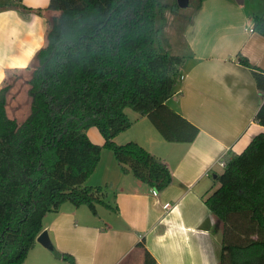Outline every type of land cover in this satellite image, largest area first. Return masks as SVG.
<instances>
[{"label":"trees","instance_id":"1","mask_svg":"<svg viewBox=\"0 0 264 264\" xmlns=\"http://www.w3.org/2000/svg\"><path fill=\"white\" fill-rule=\"evenodd\" d=\"M130 0H50L46 43L34 56L28 93L31 111L23 121L6 110L11 85L0 86V264H23L37 237L44 230V217L70 202L86 205L98 215L107 202L108 185H88L103 149L113 152L125 174H131L156 190L173 180L170 169L136 141L119 144L115 137L133 121L127 103L152 120L168 140L191 141L198 128L173 110L167 101L183 76L186 57L171 51L163 33L165 11L178 8L155 0L160 20L154 30L153 57L162 68L147 66L143 56L114 66L104 50L108 29ZM203 0H194L193 13ZM32 10L23 0H0V9ZM42 12V9H37ZM188 17V22L192 18ZM264 34V15L254 16ZM162 25V26H161ZM120 33L116 38L120 42ZM242 65L252 69L257 87L264 94V71L243 55ZM163 72V75H162ZM129 100V101H128ZM264 126V100L255 115ZM96 127L103 144L92 141L88 130ZM225 165L213 174V185L203 200L221 222L220 264H264V131L245 149L221 158ZM144 247V264H157ZM58 253V252H56ZM69 264L74 257L58 253Z\"/></svg>","mask_w":264,"mask_h":264},{"label":"crops","instance_id":"2","mask_svg":"<svg viewBox=\"0 0 264 264\" xmlns=\"http://www.w3.org/2000/svg\"><path fill=\"white\" fill-rule=\"evenodd\" d=\"M49 2L23 0L32 10L0 9V86L10 73L29 66L45 45L48 18L56 14L47 9ZM256 15H264V0H203L188 22L184 39L191 54L167 104L198 128L194 139L168 141L147 123L140 133L115 137L119 144L144 146L170 169L172 182L156 190L125 174L103 149L87 183L108 185L112 208L102 207L108 214L63 203L43 220L55 250L36 239L23 264H69L58 253L71 254L76 264H144L140 242L157 264H220L221 222L203 196L220 159L242 152L264 131L255 121L264 94L252 69L238 60L243 55L264 71V34L255 28ZM147 117L139 115L133 124Z\"/></svg>","mask_w":264,"mask_h":264},{"label":"rangeland","instance_id":"3","mask_svg":"<svg viewBox=\"0 0 264 264\" xmlns=\"http://www.w3.org/2000/svg\"><path fill=\"white\" fill-rule=\"evenodd\" d=\"M164 1L172 4L173 0ZM193 4L194 0H190L188 7H178L175 8V10L169 8L165 11L166 24L163 26V33L170 40L171 51L175 55L186 56L189 53L184 34L188 24V17L193 14ZM158 25L160 26V20H158L156 16L155 0L128 1L122 7L107 32L108 41L113 43L104 50L108 57L111 55L112 58L115 59L113 65H125L127 61L129 62L137 57L143 56L144 59L142 61L147 66L152 65L155 68H162L164 66L163 62L161 60L154 61L156 59L153 57L152 52L154 30ZM119 33L121 38L118 43L117 39L115 41V39L113 40L112 38H116ZM108 59H110V57ZM31 73L32 68L29 70L12 72L6 77V81L11 85V89L7 96L6 110L9 117L16 119L20 123L29 116L31 111V97L28 93V81ZM125 110L133 122L140 115V111L130 103H127ZM143 121L137 124L134 123L123 133H140L141 130H143L142 127L144 124L155 125L152 117H147V119ZM89 135L94 142H103V136L96 127L90 128ZM105 151L111 153L115 161L113 152L109 149H105ZM221 170L222 166H220L219 163V171ZM132 177L134 176L132 175ZM89 181L90 180H88V182ZM83 207L87 210L89 209L86 205H83ZM99 210L102 211L103 214H108L105 208L99 207Z\"/></svg>","mask_w":264,"mask_h":264},{"label":"water","instance_id":"4","mask_svg":"<svg viewBox=\"0 0 264 264\" xmlns=\"http://www.w3.org/2000/svg\"><path fill=\"white\" fill-rule=\"evenodd\" d=\"M177 4L178 7L185 8L189 6L190 0H177ZM37 240L42 243L45 247L55 250L47 231H42L37 237Z\"/></svg>","mask_w":264,"mask_h":264},{"label":"built area","instance_id":"5","mask_svg":"<svg viewBox=\"0 0 264 264\" xmlns=\"http://www.w3.org/2000/svg\"><path fill=\"white\" fill-rule=\"evenodd\" d=\"M249 31L253 32L254 28H250ZM219 163H220V166H222V167L225 165V162L222 159H220ZM153 193L156 195L157 191L155 189H153Z\"/></svg>","mask_w":264,"mask_h":264}]
</instances>
